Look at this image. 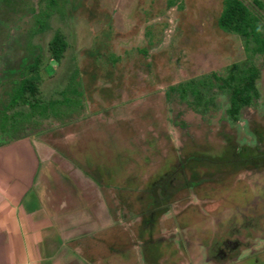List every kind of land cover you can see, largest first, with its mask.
Listing matches in <instances>:
<instances>
[{
	"label": "rangeland",
	"instance_id": "obj_1",
	"mask_svg": "<svg viewBox=\"0 0 264 264\" xmlns=\"http://www.w3.org/2000/svg\"><path fill=\"white\" fill-rule=\"evenodd\" d=\"M240 1L264 35V0L261 8ZM221 7L222 0H0V144L36 137L67 156L85 130L106 132L109 144L117 134L120 155L96 159L103 174L116 166L123 179L155 176L154 187L168 180V211L141 237L132 229L147 212H120L119 264H132V245L136 264H264V160L244 169L227 161L242 152L264 158V51H253L252 36L217 27ZM55 32L66 42L58 61L48 49ZM249 66L258 95L233 118L230 89ZM22 78L35 91L12 102Z\"/></svg>",
	"mask_w": 264,
	"mask_h": 264
},
{
	"label": "crops",
	"instance_id": "obj_2",
	"mask_svg": "<svg viewBox=\"0 0 264 264\" xmlns=\"http://www.w3.org/2000/svg\"><path fill=\"white\" fill-rule=\"evenodd\" d=\"M85 131L67 156L36 137L0 144V264H119L116 240L125 227L116 224L120 212H147L137 218V228L128 227V237L132 230L141 237V230L156 225L155 218H147L157 178L123 179L116 166L103 174L105 162L98 166L96 159L107 160L104 153L111 150L114 158L120 155L117 134L109 144L106 132L101 137L94 130L85 136ZM85 139L90 146L78 143ZM133 247L127 261L136 264Z\"/></svg>",
	"mask_w": 264,
	"mask_h": 264
},
{
	"label": "trees",
	"instance_id": "obj_3",
	"mask_svg": "<svg viewBox=\"0 0 264 264\" xmlns=\"http://www.w3.org/2000/svg\"><path fill=\"white\" fill-rule=\"evenodd\" d=\"M254 2L259 8L263 7L259 1L254 0ZM255 23V17L240 0H222V7L216 18L217 27L222 31H233L242 36H252L255 42L253 51L262 52L264 51V35L259 34ZM65 44V40L59 32H55L52 35L48 42V49L52 60L58 61ZM256 77V68L249 66L240 73V84L231 87L227 112L233 118H235L240 107L249 104L252 98L257 97L258 92L254 85ZM229 78H234V76L229 75ZM25 90L33 92L35 91V86L31 83L30 79L22 78L16 87V93H14L12 102L21 98Z\"/></svg>",
	"mask_w": 264,
	"mask_h": 264
},
{
	"label": "flooded vegetation",
	"instance_id": "obj_4",
	"mask_svg": "<svg viewBox=\"0 0 264 264\" xmlns=\"http://www.w3.org/2000/svg\"><path fill=\"white\" fill-rule=\"evenodd\" d=\"M235 148L236 147H234L233 149H235ZM242 153H240V155H238V156L236 154H234V155L229 154L228 158H227V161L231 162V163H237L239 165V167H242V169H244L245 167H248V168H252L254 166L257 167L256 163L258 162V160H264V158H262V156H263L262 152L259 153V154H256L255 156L250 157V159H248L246 157V155H244ZM251 155H253V154H251ZM187 159H189V157H186L184 159V161L185 162L188 161ZM248 165H250V167ZM181 166H182V163L180 164V168H181ZM175 170L178 171V169H175ZM176 173H178V172H176ZM180 173L182 174V172H180ZM167 182H168V180L160 183L156 187H153V190H154V196L153 197L154 198H153L152 202L155 205H153L151 212H149L150 215H149V218H147V221L150 218H152V219L155 218L157 220L156 225L158 224V219H161V218H158V217H160L162 214H164V212L166 210L168 211L166 191L165 192L162 191V185L164 184V186H166ZM191 183H194V181H191ZM137 222L141 223L140 221H137Z\"/></svg>",
	"mask_w": 264,
	"mask_h": 264
}]
</instances>
